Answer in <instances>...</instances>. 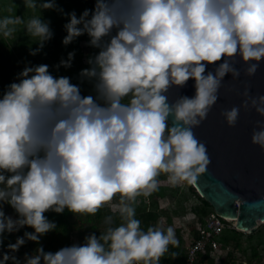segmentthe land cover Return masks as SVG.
Segmentation results:
<instances>
[{
    "label": "clouds",
    "instance_id": "clouds-1",
    "mask_svg": "<svg viewBox=\"0 0 264 264\" xmlns=\"http://www.w3.org/2000/svg\"><path fill=\"white\" fill-rule=\"evenodd\" d=\"M37 2L25 5L35 8ZM39 6L70 16L65 44L86 32L88 43L100 49L80 71L81 78H94L96 93L82 94L70 76L53 75L47 63L25 66L20 79L6 85L0 96V202L19 215L0 206V245L5 230H35L9 242L12 251L3 252L0 264H161L169 244L177 242L175 230L143 229L130 201L155 191L161 172L175 185L194 183L206 169L207 147L192 126L217 101L225 75H240L231 62L235 54L248 62L249 75L264 60V0H96L79 16L74 9L64 12L56 0H40ZM20 23L40 38L33 54L54 35L41 16L26 22L22 16L0 17V34L10 35ZM74 55L70 51L57 67L71 66ZM217 61L214 71H206L205 62ZM190 77L195 94L169 101L170 86ZM244 94V105L250 100L264 115V93ZM239 111L236 105L224 109L229 124ZM256 123L252 140L264 147V120ZM117 192L120 203L112 208L123 223L87 235L83 244L56 251L39 245L23 261L15 254L26 237L39 241L55 228L46 210L94 213Z\"/></svg>",
    "mask_w": 264,
    "mask_h": 264
},
{
    "label": "rangeland",
    "instance_id": "rangeland-1",
    "mask_svg": "<svg viewBox=\"0 0 264 264\" xmlns=\"http://www.w3.org/2000/svg\"><path fill=\"white\" fill-rule=\"evenodd\" d=\"M56 3L62 6L64 12L76 10L78 16L85 8L95 6L92 0H56ZM39 5L40 0L35 8L26 7L25 0H0V17L22 16L26 22L32 16H41L42 19L50 21V27L54 32V35L44 42L43 48L35 54L31 49L39 47L40 38L28 33L24 23L14 25V31L8 36L0 34V96L6 85L20 79L17 74L25 66L39 63L49 64V71L55 76H70L71 82L80 85L82 94L95 96L94 78H81L80 71L91 66L88 61L89 56L98 53L100 49L88 43L90 36L86 32L65 44L63 37L67 34V30L64 25L70 16L64 15L55 8H41ZM72 50H75V55L71 66L60 64L57 67L61 58L67 59L68 53ZM128 99L125 97V102ZM167 177L168 173L161 172L157 177L158 188L155 191L149 195L141 193L135 201H130L134 204L135 215L141 221V227L145 226L146 230L149 226L167 229L171 225L175 230L177 242L169 244L168 250L161 257V264H169L168 257L175 250L181 255L184 254L195 228L204 223L209 212L197 194L191 191L189 186L191 182L183 181L173 185ZM121 195L117 192L111 201L99 207L101 214L98 218L94 217L92 212H73L67 207L64 211L46 210L44 214L55 221V228L42 234L39 241L26 237V243L21 245L15 254L23 261L24 253L28 252L30 255L35 253L39 245H43L45 251H56L65 245L83 244L87 235L93 232L100 235L109 226L123 223L120 213L112 208L113 204L120 203ZM0 206L4 208L6 214L14 218L19 215L8 202H0ZM26 230L35 229L31 225H24L18 231L5 230L3 245H0V256L4 251H12L6 245L15 242L17 236L23 235ZM219 237H228L231 243L237 239V243L235 247L229 245L231 250H227L228 252L222 248L210 252V259L205 258L199 264H264V223H260L251 233L243 231L237 233L225 229ZM6 264H15V262L8 260Z\"/></svg>",
    "mask_w": 264,
    "mask_h": 264
},
{
    "label": "water",
    "instance_id": "water-1",
    "mask_svg": "<svg viewBox=\"0 0 264 264\" xmlns=\"http://www.w3.org/2000/svg\"><path fill=\"white\" fill-rule=\"evenodd\" d=\"M231 62L240 70V75L234 77L231 72L225 75L217 101L200 124L192 126L195 136L205 143L210 160L191 183L215 213L234 220L236 230L251 233L264 223V147L252 140L253 130L259 127L256 122L264 120V115L251 106L250 100L247 107L244 105L248 99L244 93L245 89L249 96L264 93V60L252 75L247 74L248 62L239 54ZM205 63L206 71H214L219 61ZM194 80L190 77L182 86H170L169 101L182 94L194 95ZM234 105L239 106V116L235 124H229L224 109Z\"/></svg>",
    "mask_w": 264,
    "mask_h": 264
},
{
    "label": "built area",
    "instance_id": "built-area-1",
    "mask_svg": "<svg viewBox=\"0 0 264 264\" xmlns=\"http://www.w3.org/2000/svg\"><path fill=\"white\" fill-rule=\"evenodd\" d=\"M225 229H236L234 220L219 216L214 211L208 213L202 225L196 227L198 237L192 239L186 247V257L181 264H193L197 254L211 247L213 250L222 248L223 250H231L230 246L219 241L218 237ZM142 264V262H140Z\"/></svg>",
    "mask_w": 264,
    "mask_h": 264
},
{
    "label": "trees",
    "instance_id": "trees-1",
    "mask_svg": "<svg viewBox=\"0 0 264 264\" xmlns=\"http://www.w3.org/2000/svg\"><path fill=\"white\" fill-rule=\"evenodd\" d=\"M189 186H190L191 191L194 192V193H196L197 196L201 199V201H202V203L204 204V206L207 207V208L209 209L208 211H209V212L214 211V210H213V207L210 205V203H209L208 201H206L203 197H201V196L197 193V191L195 190L194 186H193L192 184H189ZM209 212H208V213H209ZM100 214H101V209L99 208L96 212H94V217L98 218ZM142 227H143V229L146 230L145 226H142ZM28 229H30V228H28ZM195 229H196V228H195ZM231 231H234V232H237V233H238L239 230L231 229ZM96 235L99 236L98 234H96ZM197 237H198V233L196 232V230H194V235H192V237H191V239L189 240L188 243H190L192 239H195V238H197ZM233 238H234V237H233ZM218 239H219L220 242L222 241L221 243H224V244H227V245H231L232 247H235V244L237 243V239H235V240L231 243L230 241H228V237H225V238H223V237H218ZM186 247H187V246H186ZM213 251H214V250H213L211 247H209V246L206 247L204 251L199 252V253L197 254V257H196V259H195V261H194L193 264H199V262H202V260H204L205 258L210 259V258H209V253H210V252H213ZM227 252H228V251H227ZM185 257H186V249H185V251H184V254H182V255H181L178 251L175 250V251H173L172 254L168 257V261H169V264H181V263L184 262ZM142 264H143V262H142Z\"/></svg>",
    "mask_w": 264,
    "mask_h": 264
},
{
    "label": "bare ground",
    "instance_id": "bare-ground-1",
    "mask_svg": "<svg viewBox=\"0 0 264 264\" xmlns=\"http://www.w3.org/2000/svg\"><path fill=\"white\" fill-rule=\"evenodd\" d=\"M228 219H230V218H228Z\"/></svg>",
    "mask_w": 264,
    "mask_h": 264
}]
</instances>
